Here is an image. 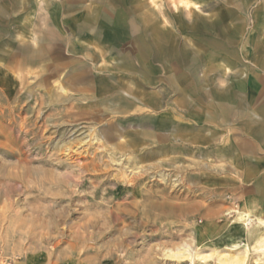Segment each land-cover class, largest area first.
Instances as JSON below:
<instances>
[{
    "label": "rangeland",
    "instance_id": "374dc122",
    "mask_svg": "<svg viewBox=\"0 0 264 264\" xmlns=\"http://www.w3.org/2000/svg\"><path fill=\"white\" fill-rule=\"evenodd\" d=\"M45 1L0 2L3 249L19 261L64 255L86 264H218L213 249L242 257L227 238L239 232L233 226L237 210L250 204L259 211L254 185L196 182L189 161L137 166L120 143H111V121L92 104L78 103L65 72L33 51L60 50L47 39L53 31ZM223 1L151 0V5H160L169 29L208 27L220 37ZM182 244L212 257L207 263L164 257ZM255 254L242 264L263 259Z\"/></svg>",
    "mask_w": 264,
    "mask_h": 264
},
{
    "label": "crops",
    "instance_id": "0c3cea01",
    "mask_svg": "<svg viewBox=\"0 0 264 264\" xmlns=\"http://www.w3.org/2000/svg\"><path fill=\"white\" fill-rule=\"evenodd\" d=\"M159 6L46 0L47 39L60 50L33 51L65 72L78 103L111 121V143L137 166L189 161L196 182L253 184V214L264 219V0L223 1L220 37L208 27L169 29ZM17 264L86 262L60 255Z\"/></svg>",
    "mask_w": 264,
    "mask_h": 264
},
{
    "label": "bare ground",
    "instance_id": "6f19581e",
    "mask_svg": "<svg viewBox=\"0 0 264 264\" xmlns=\"http://www.w3.org/2000/svg\"><path fill=\"white\" fill-rule=\"evenodd\" d=\"M253 224H255V226L251 228ZM233 226L235 228H238L239 232L232 233L230 237L227 238V242H230L231 249H237V248L242 249V257L239 256V254L237 255L235 253L234 255H230V254L225 255L224 253H221L218 250L213 249L214 253L217 256V263L242 264L249 253H256V254H260L263 257V259L262 258L259 259L258 257L255 260V264H264V235H260L256 230L258 229V227L264 226V219L255 216L253 214V208L249 204L246 208L239 209L236 211V218L233 222ZM164 257L168 259L169 258L173 259L176 262H180L181 260L184 259H190L192 261L205 263L207 260H209L212 257V255L210 254V252H206L203 250H197L196 252L192 253L190 252V246L188 244H182L177 248L167 249L164 252Z\"/></svg>",
    "mask_w": 264,
    "mask_h": 264
},
{
    "label": "built area",
    "instance_id": "2783aa9c",
    "mask_svg": "<svg viewBox=\"0 0 264 264\" xmlns=\"http://www.w3.org/2000/svg\"><path fill=\"white\" fill-rule=\"evenodd\" d=\"M19 260L18 255L7 253L0 245V264H17Z\"/></svg>",
    "mask_w": 264,
    "mask_h": 264
}]
</instances>
